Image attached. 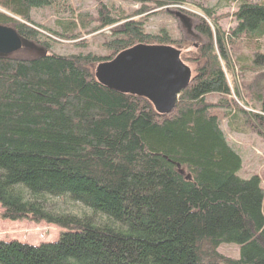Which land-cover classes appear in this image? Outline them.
Returning a JSON list of instances; mask_svg holds the SVG:
<instances>
[{
  "label": "trees",
  "instance_id": "obj_1",
  "mask_svg": "<svg viewBox=\"0 0 264 264\" xmlns=\"http://www.w3.org/2000/svg\"><path fill=\"white\" fill-rule=\"evenodd\" d=\"M57 1L0 0V24L38 53L0 54V219L64 229L38 245L0 240V264H264L263 180L239 175L241 155L221 128L223 118L231 130L264 138V0L241 2L227 34L211 28L210 12L199 16L201 64L166 113L90 71L135 45L175 42L135 19L149 8L112 13L99 2L96 16L70 14L55 19L54 28L33 20L32 9ZM139 1L176 7L189 28L196 17L180 7L186 0ZM120 21L100 44L104 55L52 51L60 40L85 47L82 34ZM233 38L255 48L252 65L238 62L241 74L255 72L243 85L252 110L228 100L222 64L232 70L227 42ZM233 90L240 98L236 83ZM221 242L237 244L239 256L219 252Z\"/></svg>",
  "mask_w": 264,
  "mask_h": 264
},
{
  "label": "rangeland",
  "instance_id": "obj_2",
  "mask_svg": "<svg viewBox=\"0 0 264 264\" xmlns=\"http://www.w3.org/2000/svg\"><path fill=\"white\" fill-rule=\"evenodd\" d=\"M243 1L244 0H186V2L181 5L182 8L196 14V17H194L195 19L190 20L192 25L189 29H187V27L184 26L185 24L175 16V12L177 11L176 7L166 6L160 10V8H155L150 1L139 0H58L54 6L32 9L31 16L33 20L39 22L40 25L54 28L55 19L69 17L70 14L76 16L79 13H87L90 16H96V7L99 2L108 7L112 13H119L121 11L130 13L141 9L145 5L149 10L143 14L136 15L135 19L143 21L146 32L156 33L160 32L161 29L167 31L175 40L171 46L179 51L178 58L180 62L189 69L190 75L193 76L196 69L201 64V62L198 61V48L202 38L199 32L194 30V25L199 21V16H207L205 11L210 12L211 18H208V22L211 28L214 30L217 26L221 31L227 34L235 26L233 14L238 5ZM247 1L255 2L259 0ZM122 22L123 21H120L111 27H107L91 35L82 34L83 37L81 38H83V41L86 43L85 47L78 46L72 41L60 40L52 43V51L58 54L92 51L104 55L106 51L100 44L103 39L110 34L111 29L117 27ZM259 43L261 51H264V41H260ZM227 44L231 59L233 60V63H231L233 65L232 70L226 69L225 65L222 64L231 89L228 100L232 105L236 103V105L241 108L252 110L251 101H249L243 92V85L244 83H248L247 81L255 75V72L246 70L241 74L239 63L248 66L252 65V53L255 48L254 46H250L243 38H233L232 42L230 43V41H228ZM37 54V52H33L25 47L13 53L16 57L24 58H32ZM101 63L102 62L94 63L90 68L93 77L98 81H101L99 75ZM234 83H236L241 93L240 98L236 97L234 94ZM208 100L216 102L217 98L209 96ZM217 113L220 115V110H218ZM221 128L229 143H231L241 155L242 166L239 175L248 177L252 174H258L261 176L264 186V138L250 130H246V132H242L239 129L237 131L231 130L227 121L223 118L221 119ZM60 207L77 215L89 214L87 209L75 203H60ZM98 219L101 220V218ZM62 231H64V229L43 222L33 223L27 220L9 221L0 219V240H17L19 242L38 245L42 242H53L57 240ZM217 250L231 257L239 256L238 245L233 242H221Z\"/></svg>",
  "mask_w": 264,
  "mask_h": 264
},
{
  "label": "water",
  "instance_id": "obj_3",
  "mask_svg": "<svg viewBox=\"0 0 264 264\" xmlns=\"http://www.w3.org/2000/svg\"><path fill=\"white\" fill-rule=\"evenodd\" d=\"M175 16L189 25L180 12L176 11ZM22 46L23 41L15 29L0 24V54H13ZM178 54L179 51L170 46L138 44L102 62L100 80L121 92L142 95L159 112L166 113L172 109L190 77L189 69L180 62Z\"/></svg>",
  "mask_w": 264,
  "mask_h": 264
},
{
  "label": "crops",
  "instance_id": "obj_4",
  "mask_svg": "<svg viewBox=\"0 0 264 264\" xmlns=\"http://www.w3.org/2000/svg\"><path fill=\"white\" fill-rule=\"evenodd\" d=\"M52 226V225H51Z\"/></svg>",
  "mask_w": 264,
  "mask_h": 264
},
{
  "label": "flooded vegetation",
  "instance_id": "obj_5",
  "mask_svg": "<svg viewBox=\"0 0 264 264\" xmlns=\"http://www.w3.org/2000/svg\"><path fill=\"white\" fill-rule=\"evenodd\" d=\"M188 29V28H187Z\"/></svg>",
  "mask_w": 264,
  "mask_h": 264
}]
</instances>
